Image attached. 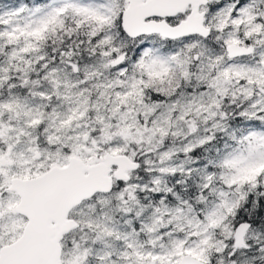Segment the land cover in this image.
<instances>
[{"label":"snow or ice","instance_id":"obj_1","mask_svg":"<svg viewBox=\"0 0 264 264\" xmlns=\"http://www.w3.org/2000/svg\"><path fill=\"white\" fill-rule=\"evenodd\" d=\"M0 264H264V0H0Z\"/></svg>","mask_w":264,"mask_h":264}]
</instances>
